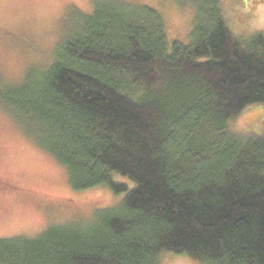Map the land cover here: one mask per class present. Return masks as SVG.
Instances as JSON below:
<instances>
[{"label": "trees", "instance_id": "obj_1", "mask_svg": "<svg viewBox=\"0 0 264 264\" xmlns=\"http://www.w3.org/2000/svg\"><path fill=\"white\" fill-rule=\"evenodd\" d=\"M175 2L194 9L188 45L169 41L152 8L97 0L75 12L50 64L0 82V102L73 190L124 195L90 219L0 240V264H161L168 253L264 264V133L230 128L264 105V32L236 36L222 0Z\"/></svg>", "mask_w": 264, "mask_h": 264}, {"label": "rangeland", "instance_id": "obj_2", "mask_svg": "<svg viewBox=\"0 0 264 264\" xmlns=\"http://www.w3.org/2000/svg\"><path fill=\"white\" fill-rule=\"evenodd\" d=\"M158 11L169 41L190 43L194 9L175 0H121ZM97 0H0V82L15 85L51 63L59 40L74 28L75 12H94ZM236 36L264 32V0H222ZM238 36V37H239ZM59 42V43H58ZM46 65V66H45ZM231 132L262 135L264 105L249 107L230 124ZM113 179L135 183L119 174ZM124 195L110 188L75 191L64 166L29 139L0 102V240L35 238L52 226L90 219L117 207ZM161 264H201L185 255L166 254Z\"/></svg>", "mask_w": 264, "mask_h": 264}]
</instances>
